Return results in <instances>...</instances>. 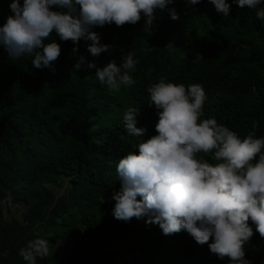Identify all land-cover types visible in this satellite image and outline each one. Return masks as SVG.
<instances>
[{
	"label": "trees",
	"instance_id": "obj_1",
	"mask_svg": "<svg viewBox=\"0 0 264 264\" xmlns=\"http://www.w3.org/2000/svg\"><path fill=\"white\" fill-rule=\"evenodd\" d=\"M11 3L0 0V27L12 15ZM226 3L228 16L210 0H173L151 24L141 14L136 24L95 26L100 43L112 46L98 57L87 50L91 41H61L53 31L49 39L61 48L54 71L33 68V55L13 59L0 45V216L5 201L20 212L0 218V264H26L19 249L36 237L49 240L50 248L36 264H117L122 256L123 264H232L185 230L165 235L158 224L145 223L147 216L116 219L112 199L121 189L119 159L138 154V143L156 134L148 88L161 77L203 86L201 119L214 118L241 138L249 132L264 138V20L257 9ZM127 52L139 61L130 72L135 83L119 90L101 85L95 68L74 67L81 56L97 67H119ZM130 107H138L140 138L124 127ZM199 155L215 163L211 154ZM248 223L253 236L243 246L244 259L264 264V237Z\"/></svg>",
	"mask_w": 264,
	"mask_h": 264
},
{
	"label": "clouds",
	"instance_id": "obj_2",
	"mask_svg": "<svg viewBox=\"0 0 264 264\" xmlns=\"http://www.w3.org/2000/svg\"><path fill=\"white\" fill-rule=\"evenodd\" d=\"M186 2L196 5L200 0ZM210 2L228 16L226 0ZM234 2L240 8L257 9V19L264 20V9H258L264 0ZM171 3L173 0H23L21 5L20 0H12V15L0 27V45L13 59L33 55V68L54 71L52 64L61 48L49 39L53 31L61 41H91L87 50L98 57L112 46L101 44L93 27L136 24L141 14L151 24L156 12ZM52 6L60 11H53ZM170 15L173 20L179 18L174 10ZM138 63L134 53L127 52L119 67L114 62L97 67L82 56L74 67L95 68L101 85L119 90L135 83L130 72ZM148 92L149 106L158 115L156 134L138 143V154L129 151L119 159L116 171L121 189L112 195L114 217L129 221L147 216L145 223L158 224L165 235L185 230L197 244L207 243L221 259L248 264L243 246L253 236L249 220L264 237V138H256L254 132L241 138L214 118L201 119L207 100L201 84L185 86L161 77ZM137 115L138 107H130L123 122L129 134L140 138L145 129L136 127ZM200 153L211 154L215 163ZM49 253V240L40 237L19 249L26 264H36L37 257Z\"/></svg>",
	"mask_w": 264,
	"mask_h": 264
},
{
	"label": "rangeland",
	"instance_id": "obj_3",
	"mask_svg": "<svg viewBox=\"0 0 264 264\" xmlns=\"http://www.w3.org/2000/svg\"><path fill=\"white\" fill-rule=\"evenodd\" d=\"M107 197L110 196L109 194L106 195ZM3 213H2V216H0V218H10V217H19L20 215V212H16L13 208H8L7 207V201L3 202ZM84 232V231H83ZM84 236L85 238H87L88 242L90 243V245H93L94 244V239L93 237H91L89 234L85 233L84 232ZM116 250V248H104V247H101V250ZM127 257L126 256H122L118 259V262L117 264H123L124 260H127L126 259Z\"/></svg>",
	"mask_w": 264,
	"mask_h": 264
}]
</instances>
